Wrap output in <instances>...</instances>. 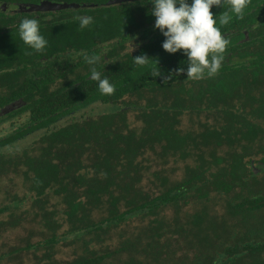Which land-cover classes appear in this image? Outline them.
<instances>
[{
    "label": "trees",
    "instance_id": "obj_1",
    "mask_svg": "<svg viewBox=\"0 0 264 264\" xmlns=\"http://www.w3.org/2000/svg\"><path fill=\"white\" fill-rule=\"evenodd\" d=\"M48 1L85 6L22 10L40 20L48 46L28 65L36 99L0 115V236L25 232L0 253V264H27L30 255L31 264H264L261 229L238 235L237 223L225 225L264 209V166L252 168L256 156L264 164V117L254 119L264 95L262 59L191 80L176 72L187 64L175 59L180 51L162 49L163 35L119 57L134 23L122 6ZM78 14L94 23L80 29ZM15 17L0 10V22L15 20L10 32L18 30ZM111 38L114 60L98 70L115 91L102 95L84 58L100 56ZM140 55L149 57L144 65L134 62ZM75 66L87 72L48 88ZM8 103L0 100V111ZM97 103L103 111L86 114ZM30 135L29 145L17 146ZM18 179L22 193L14 190ZM214 197L224 200L222 214L206 204ZM61 244L76 248L70 260L56 257Z\"/></svg>",
    "mask_w": 264,
    "mask_h": 264
},
{
    "label": "flooded vegetation",
    "instance_id": "obj_2",
    "mask_svg": "<svg viewBox=\"0 0 264 264\" xmlns=\"http://www.w3.org/2000/svg\"><path fill=\"white\" fill-rule=\"evenodd\" d=\"M112 0H105L104 2H94L88 4L98 5L99 7L106 6H122L125 12L130 13L134 18V23L129 24V31L124 36L126 41L123 42V49L120 50L119 57H125L129 54H134L138 51L139 46L146 42H152L157 38L162 37V34L158 29L153 27L155 17L151 20L145 18L146 12L151 13L152 4L150 0H136V1H122L121 3L110 4ZM29 3H14L11 5L7 2H0V10L6 14V18H12L15 16L18 23L23 18L22 10L26 13H32L31 11H26L24 7ZM37 4V3H36ZM214 18L217 19V27L220 28L222 35L229 41L225 53L224 60L222 62L221 68L227 71L228 67L242 68V65L247 66L254 63L255 59H262L259 61L261 65L260 70L264 72V0H250L249 5L244 11L243 17H237L235 14L230 12L229 0H224L222 7H213L210 9ZM224 12H229L232 16L230 22L226 25H220L218 23V17L223 15ZM34 13V12H33ZM38 17L37 15H35ZM15 21V20H14ZM4 24L0 22V100L8 101L10 103L15 101H27L35 100L37 97L36 90L31 93L28 92V86L32 80L28 74V67L30 59L34 58L39 53H30L28 48V53L25 52L26 45L22 44L19 38L18 30L10 32V26L13 22ZM12 38H16L15 42L11 44L4 41ZM115 38H111L104 43L105 48L101 51L100 56L102 57L101 62L105 68H110L113 58L107 56V50L110 48L111 43L115 42ZM11 50L9 53L2 54L5 48ZM131 47L132 50H127ZM179 64H187V57L180 52L177 55ZM45 55L40 57V61L44 62ZM75 61H78L77 55L74 56ZM116 59V58H115ZM253 61V62H251ZM25 64L27 67H25ZM68 67V65H67ZM27 69V70H26ZM74 73L66 74L64 77H59L57 81L51 83L48 88L53 90L63 83L71 81V79L77 77L78 74H85L84 69L75 66L73 69ZM185 75L186 72H181ZM181 79H178L179 81ZM33 83V82H32ZM33 87V85H32ZM264 97V95H263ZM260 102V101H259ZM8 103L7 105H9ZM3 106L1 109L6 107ZM259 114L264 111V103H258ZM264 130V129H263Z\"/></svg>",
    "mask_w": 264,
    "mask_h": 264
},
{
    "label": "clouds",
    "instance_id": "obj_3",
    "mask_svg": "<svg viewBox=\"0 0 264 264\" xmlns=\"http://www.w3.org/2000/svg\"><path fill=\"white\" fill-rule=\"evenodd\" d=\"M151 15L155 17L153 27L165 37L161 47L169 54L182 52L187 57V67L176 69L177 73L186 72L191 80L214 77L222 66L224 53L229 41L217 27V19L210 10L222 7L224 0H150ZM250 0H229L230 12L237 17H243ZM47 19H52L48 17ZM80 29L88 28L94 23L92 16L76 15ZM232 16L224 12L218 17L220 25L230 22ZM20 40L36 53H43L48 46V40L41 34L40 20L37 18H22L18 25ZM132 50V49H131ZM138 65L148 62V56L133 57ZM90 66L89 79L97 82L102 95H112L115 85L102 71L98 70L101 56H85ZM104 68V65H103ZM159 72L155 73V76Z\"/></svg>",
    "mask_w": 264,
    "mask_h": 264
},
{
    "label": "rangeland",
    "instance_id": "obj_4",
    "mask_svg": "<svg viewBox=\"0 0 264 264\" xmlns=\"http://www.w3.org/2000/svg\"><path fill=\"white\" fill-rule=\"evenodd\" d=\"M127 50L130 51L131 47H128ZM259 103H261V104L264 103V97H262V99L260 100ZM103 107L104 106L101 103H97V104L93 105L92 107H90L89 109H87L88 113H86V114H91L92 116H95V115L99 114L100 111H103ZM255 116L257 118H254V117L253 118L256 121H263V120H261V118L263 119V117H264L263 115H259V114L255 113ZM186 121H187V119L185 116L184 122H186ZM35 137H36V135H30L27 138L19 141L17 143V146L22 147L24 145H29L35 139ZM259 158H260V156L254 157L253 163H252V168L258 167V169H259V168H262V166H264V164H259L257 162ZM259 171H260V169H259ZM13 183L16 185V187H14V190H17L18 192L22 193V188L20 186V180L19 179L15 180V181H13ZM4 188H6V186ZM0 195H3V194L1 193ZM206 204H209V206L213 209V211L218 213V214H222L224 211V209H222L224 206V200L220 197H214L208 203L206 202ZM230 219H232V218H230ZM225 220L230 221L229 216H226ZM232 223L238 224L236 226V229H235V233H237L238 235H242V233H244V231L248 232V231H251L252 229L255 228V229H261V235H262V237H264V209L262 211L252 213L251 217H246L245 219L240 218L239 221L234 220L232 222H227L225 225L232 224ZM24 234H25V232L23 230L8 231V232H5L4 234H2V236H0V253L8 250V248H10L11 246L18 244V242H19L18 238L21 236L23 237ZM258 235H259V233H258ZM37 239H38V237H36L34 240H37ZM74 249H76V248L73 247V245L61 244L59 247H57L56 257L61 261L65 260V259L70 260L72 258V254L75 253V252H73ZM32 257H34V256L33 255L28 256V259L26 260L27 264L32 263V260H31ZM254 257L257 258V256H254ZM37 258H39V257H36V259ZM247 260L250 261V258H248Z\"/></svg>",
    "mask_w": 264,
    "mask_h": 264
},
{
    "label": "water",
    "instance_id": "obj_5",
    "mask_svg": "<svg viewBox=\"0 0 264 264\" xmlns=\"http://www.w3.org/2000/svg\"><path fill=\"white\" fill-rule=\"evenodd\" d=\"M122 1H136V0H112L110 2V4H115V3H121ZM89 5H94V4H89ZM80 6H85V4L80 5L78 3H74V2H52V1H48V0H41L39 3L37 4H28L24 7V9L26 11H31V12H36V11H40V12H46V11H57V10H62V9H67V8H79ZM25 103L21 100L19 101H15L10 103L9 105H7L6 107H4L1 111H0V115H3L9 111H12L16 108H19L21 106H23ZM260 171L262 170L261 168H259ZM259 169L255 170V172L259 173Z\"/></svg>",
    "mask_w": 264,
    "mask_h": 264
}]
</instances>
